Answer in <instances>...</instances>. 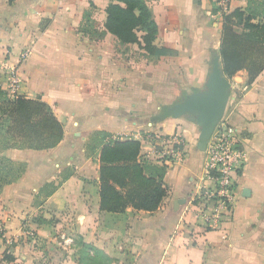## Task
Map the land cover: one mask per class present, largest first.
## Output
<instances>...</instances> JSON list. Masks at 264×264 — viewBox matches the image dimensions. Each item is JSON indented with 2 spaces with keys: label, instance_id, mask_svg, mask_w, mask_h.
<instances>
[{
  "label": "crops",
  "instance_id": "0c3cea01",
  "mask_svg": "<svg viewBox=\"0 0 264 264\" xmlns=\"http://www.w3.org/2000/svg\"><path fill=\"white\" fill-rule=\"evenodd\" d=\"M143 1L156 27L151 45L174 54L150 56L139 28L134 43L109 33L111 0H0V89L5 93L15 74L20 98L42 102L62 126L57 145L28 149L0 120L7 124L0 157L25 167L0 192V264L100 262L91 248L107 264H264V72L251 83L245 71L226 78L222 119L240 150L233 211L222 230L204 232L190 211L202 188L212 186L199 127L191 115L175 118L169 110L204 91L223 14L213 0ZM245 7L232 0L229 11ZM142 133L180 137L182 160L156 163ZM109 139L135 140L140 160L165 166L157 211H100L98 146ZM46 187L55 191L43 199Z\"/></svg>",
  "mask_w": 264,
  "mask_h": 264
},
{
  "label": "trees",
  "instance_id": "16d2710c",
  "mask_svg": "<svg viewBox=\"0 0 264 264\" xmlns=\"http://www.w3.org/2000/svg\"><path fill=\"white\" fill-rule=\"evenodd\" d=\"M111 2L106 9L105 28L122 44L136 42L135 32L139 28L147 33L144 49L150 56L174 54L151 45L156 27L143 0ZM84 18L90 26L88 15ZM218 56L222 75L227 79L245 71L251 83L264 72V0H246L244 9L237 8L223 15ZM1 119L9 122V132L18 137L20 148L48 149L62 138V126L46 110L45 104L20 97L11 100L0 89ZM106 137L103 134L101 138ZM98 147L100 211L114 214H121L127 208L147 213L157 211L166 194L163 185L165 166L157 167L140 160V143L135 140L109 139L101 141ZM24 172V165L0 157V192L3 186L14 183ZM54 191V187H46L40 195L46 199ZM37 222L45 223L43 220ZM83 248L90 249L88 246ZM91 250L100 260L93 264H107L109 259L104 254Z\"/></svg>",
  "mask_w": 264,
  "mask_h": 264
},
{
  "label": "built area",
  "instance_id": "2783aa9c",
  "mask_svg": "<svg viewBox=\"0 0 264 264\" xmlns=\"http://www.w3.org/2000/svg\"><path fill=\"white\" fill-rule=\"evenodd\" d=\"M232 0H213L216 10L223 15L228 14ZM22 54V58L28 56ZM22 81L15 74H10L5 90L6 96L15 100L20 97ZM142 143L150 147L153 160L168 166L182 160L183 140L178 136L164 137L154 133L139 135ZM238 138L234 129L226 119H221L208 140L205 154L207 178L211 187H204L192 201L191 210L194 225L202 227L204 232L220 231L227 223L233 211L235 184L234 177L239 169L240 150L237 148Z\"/></svg>",
  "mask_w": 264,
  "mask_h": 264
},
{
  "label": "water",
  "instance_id": "95a60500",
  "mask_svg": "<svg viewBox=\"0 0 264 264\" xmlns=\"http://www.w3.org/2000/svg\"><path fill=\"white\" fill-rule=\"evenodd\" d=\"M230 87L229 81L222 75L219 57L215 56L204 91L186 96L169 110L175 118L187 114L192 116L191 121L199 127L198 148L202 151L225 113ZM180 203L177 202L175 207Z\"/></svg>",
  "mask_w": 264,
  "mask_h": 264
},
{
  "label": "rangeland",
  "instance_id": "374dc122",
  "mask_svg": "<svg viewBox=\"0 0 264 264\" xmlns=\"http://www.w3.org/2000/svg\"><path fill=\"white\" fill-rule=\"evenodd\" d=\"M240 1V0H239ZM242 1V0H241ZM246 2V0H244ZM232 2V1H231ZM230 12V11H229ZM228 12V13H229ZM4 127H6L7 124H5V122L3 123ZM4 127H2V123H0V134H2V130H4ZM2 147V142L0 141V148ZM0 230H1V226H0ZM79 244V243H78Z\"/></svg>",
  "mask_w": 264,
  "mask_h": 264
}]
</instances>
